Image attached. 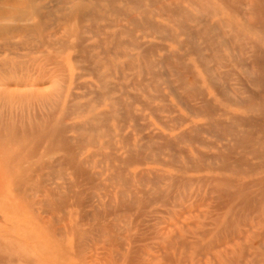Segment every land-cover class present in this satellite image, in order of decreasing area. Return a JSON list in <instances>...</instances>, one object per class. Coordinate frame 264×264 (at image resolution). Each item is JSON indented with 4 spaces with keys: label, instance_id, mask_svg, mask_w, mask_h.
Wrapping results in <instances>:
<instances>
[{
    "label": "bare ground",
    "instance_id": "6f19581e",
    "mask_svg": "<svg viewBox=\"0 0 264 264\" xmlns=\"http://www.w3.org/2000/svg\"><path fill=\"white\" fill-rule=\"evenodd\" d=\"M21 1L22 7L20 4L9 12L5 7L0 9V50H13L19 44L27 51L25 61H0V74L11 76L14 82L7 90L0 80V264H35L36 260L47 264L65 254L79 256L86 264H101L103 259L97 255V260L88 257L100 241L105 245L101 255L109 251L120 255L123 264H144L137 256L142 242L138 240V249L132 247L140 234L132 229L154 221L158 206L169 205L168 213L174 214L172 209L182 208L191 196L188 191L198 182L209 183L219 204L230 205L231 216L239 213L237 222L251 225L264 218V0H191L198 13L210 18L202 19L204 28L200 31L188 24L192 17L176 21L180 31L153 22L149 15L155 5L154 12L168 13L170 18L181 13L166 7L163 0H122L146 14L143 18L124 14L129 26H122L120 34L130 35L133 49L138 47L133 35L139 28L146 36L155 33L180 49L186 46L185 54L175 56L172 71L185 70L192 76L183 83L188 90L173 88L177 103L160 107L155 100L166 101V96L152 95L148 90L150 82L162 75L155 74L156 63L148 56L154 45L144 51L148 57L141 62L152 77L138 80L143 95L127 91L129 86L121 83L122 67L115 61L127 55L130 65H138L136 55L122 50L128 42L118 40V33L112 36L114 46L104 52L118 82L106 81L111 77L107 75L98 81V87L87 89L77 83L80 75L75 82L66 73V63L85 59L83 55L69 57L68 50H84V34L89 29L101 30L96 23L101 0H58L65 6L59 9L62 16L57 20L63 21L59 26L51 24L43 13L48 5L42 0ZM105 1L109 11L117 15L126 12L114 7L119 0ZM247 14L253 17L250 21ZM214 17L216 21H212ZM72 19L76 20L74 29ZM85 21L91 25L83 26ZM181 36L187 40L180 41ZM197 36L216 45L213 52L222 55L201 56ZM49 50L58 53L56 61L48 57ZM31 54L41 56L29 58ZM188 57H195L196 67L184 62ZM211 58L217 61L215 66H207ZM223 58L232 63L230 69L220 64ZM43 60L56 65L50 78ZM165 75L167 80L169 75ZM86 97L89 101L78 102ZM136 104L143 109H137ZM179 107L188 114L174 115ZM161 111L170 116H161ZM151 116L170 133L153 129ZM199 118L203 122L195 121ZM204 134L214 141L206 140ZM196 144L214 150H201ZM148 164L177 173L149 168ZM205 170L214 174L199 178L187 175ZM230 226L232 232L239 229ZM187 229L198 236L210 232L198 223L189 224ZM173 242L184 247L186 255L202 249L199 240L190 241L182 232H169L168 243ZM21 248L32 252L34 259H22Z\"/></svg>",
    "mask_w": 264,
    "mask_h": 264
},
{
    "label": "rangeland",
    "instance_id": "374dc122",
    "mask_svg": "<svg viewBox=\"0 0 264 264\" xmlns=\"http://www.w3.org/2000/svg\"><path fill=\"white\" fill-rule=\"evenodd\" d=\"M57 1L58 0H42L41 3L44 5H48L47 7L48 9L43 11V13H45V15L48 16V19L51 20L50 23L51 24L53 23L54 25L57 24L59 26L63 23V21L57 20L58 18L62 16L61 11H59V9L64 8L65 6H63L62 3H60L59 5ZM121 1L122 0L116 1L113 4L114 7L118 9L119 8L125 9L126 12H122L121 15L120 13H118L117 15V12H114V11L111 12V10L109 11L110 7H108L109 5L105 0L99 1L98 6L100 7L97 8V11L99 12L100 19L96 23L101 29L99 30L100 32L96 30L91 31V29H89L87 33L84 34L86 41L83 42V44L81 45L82 49L84 50H80V49H72V50L69 49L68 50L69 57L71 56V58H74L77 55H83L85 59L83 58L84 60H76V61L73 60L69 62L68 64L66 63L65 64V67L67 70L66 73H68V76L69 75L72 76L75 82H76L75 80L76 77L80 75V78L78 79L77 83H83V85L85 84L87 89L88 88L95 89L96 85L98 87V81L100 79H103L107 75H111V77L109 76V78H107L106 81L118 82V80L114 79V71L109 66L110 57L108 58V54H104V52L107 53L108 49H111L114 46L115 41L112 39V36L116 35L117 33H118V38H117L118 40L123 41V42H128V44L131 41V37L129 34H126V33L120 34V31L122 30V26L124 25L129 26V23H128L129 18L127 19L125 17L124 15L125 13L130 15L129 17H135V18H143L146 16V14L143 13L142 9H136L134 6L127 4L125 1H122V2ZM20 2L22 1L21 0H0V9H2L1 7H5L7 11L9 12L17 8L20 4H21L20 7H22V3ZM189 2H191V0H163V3L166 7L175 9L177 11H180L181 13H179L177 16H173V18H170L169 17L170 15L168 13H167L168 15L167 14L164 15V14L159 13L158 11L154 12V10L158 8V5H155L152 8H150V11L152 13L149 15V17H151L152 21L155 22L156 24L163 25V26H166L168 28H173V29H177L176 21L178 19L192 17V19L190 20L188 24L194 27V29H196L197 31H200L204 28V23H203L204 21L202 22V19L209 20L210 18L208 16L206 17L198 13L197 9H195V5L192 2L191 3ZM91 3H94V1L91 0ZM49 10H51L52 12L51 11L49 12ZM167 16H168V19H167ZM239 17L243 18L244 15L240 13ZM246 17H247V21H250L253 18L251 15H248ZM248 18H251V19H248ZM36 19L39 21V17H36ZM212 19H213L212 21L214 20L216 21L217 17L216 19L215 17ZM75 24H76V20L74 21L72 19L70 22V26H72L71 29L75 28ZM90 25H91V22H88V21H85L83 23V26L85 27H89ZM101 31L103 33L98 34V33H101ZM177 31H180V30L177 29ZM212 33L216 34L215 31H212ZM133 36L134 38H136L138 47L133 49L130 46V44L129 45L125 44L122 47V50L125 53L132 52L134 55H136L138 66H133L132 64L131 65L129 64L131 63L130 56L126 55L122 58L117 59L115 61V64L122 67L121 74H122L123 79L121 80V83L129 86L127 88V91L135 93V94H142V88L137 85L138 80H143L145 78L152 79V77L151 75H149L150 76L149 77L148 74L145 73V71L142 68L143 65L141 64V62L143 63V61L145 60V57L150 56L152 57V59L155 61L157 65V66L155 65L153 68V70L155 71V74L159 75V72H160L162 73V75L160 74L159 75L160 78H156L157 81H155L154 79L153 83L150 82L151 85L149 86L148 90L152 95L159 96L162 94L166 96V101L157 99L155 100V104L158 107H160V106H163L169 103L170 104L177 103L175 100V97L173 98L174 96L173 88H175V91H178V92H186L188 90V87L184 85L183 83L187 82L188 80H191L192 78V76H189L186 74L187 71L185 70H180V72L172 71L173 63L176 62L175 56L182 54V53L185 54L186 52L184 51L186 49V46L180 49V47H178L175 43H173L169 39L159 38L158 34H155V33L151 34V36H146L145 31L143 29L140 30V28L137 29V31L135 32ZM211 37H212V34H211ZM18 40L19 39H15L14 42L18 43L17 42ZM179 40L182 42L186 41L187 37L181 36ZM210 43L211 42H208V41L204 42V40H202L201 37L197 36L196 44L200 50L201 56H210V54L213 55L215 53L213 51L216 45L211 46ZM151 45H154L155 48H153V50L150 51L148 55L144 51H146V49H148V47ZM26 53L27 51H25L22 46H19V44H17V47H15L13 50H9V51L0 50V61L2 59H5V61L7 62L9 60H12L14 62L25 61L27 59L24 57ZM57 54L58 53L56 51L49 50L48 57H53L52 59L55 58L54 61H56V56H58ZM215 54L222 55V52H218ZM40 56L41 55H38V54L37 55L31 54L29 58H39ZM166 56H170V58L167 59L166 62L164 63L160 62L162 58ZM107 62L108 64H105ZM169 62L171 63L169 64ZM184 62L191 65L192 67H194L195 65L197 66V61L195 57L185 58ZM41 64L48 65L47 78L48 77L50 78V70L52 69V71H54L56 69V65L54 64L50 65V62H48L47 60H43ZM216 64H217V61L211 58L208 60L207 66H215ZM220 64H223L225 67H228L229 69H230V66L232 65V63L226 61L225 58H223L220 61ZM1 68H0V71H1ZM198 71L200 73V70ZM58 74L59 73L56 71L55 75H58ZM112 74H113V77H112ZM165 74L169 75V76L167 75L168 76L167 80H166ZM23 76H25V74ZM115 76L117 78L121 77V75L119 76V73H115ZM200 76H201V73H200ZM51 79H55V77L54 78L52 77ZM0 80L6 83L5 87L9 88L7 90L12 89L11 85H13L14 82L11 76H7L4 73L2 75L0 74ZM158 83L161 84L160 87ZM235 83L237 82L235 81ZM171 84H172V87H171ZM84 91L85 89L83 90V92ZM78 92H81V91H78ZM89 99L90 97H86L84 99L79 100L78 102H87L89 101ZM135 107L139 110L143 109L142 106H140L139 104H136ZM178 110L179 112L175 113L174 115L186 116L188 114L187 111L183 107H179ZM145 113L148 114L147 111H145ZM158 113L161 116H165V117L170 116L168 115V113H165L163 111L158 112ZM150 120L153 123V127H152L153 129H158L160 131L170 133L167 131L168 129H166L161 124H159L152 116L150 117ZM195 121L198 123L203 122L201 118ZM203 137L208 141H214V138L207 134H204ZM196 145L199 146L201 150H205V151L214 150L205 145H202V146L198 144ZM186 146H191V145L187 143ZM147 167L153 168V169L168 170L172 174L177 173V171L174 169H166L162 166L155 165V164H148ZM135 168L141 169L142 167H135ZM212 174L214 173H212L211 171H207V170L201 171V172H195V173H187L188 176L190 177L194 176V178L209 176ZM210 187L211 186L209 185V183L198 182V183L193 184V186L187 193L191 196L186 198V200L183 202L182 208L172 209L174 211V214L172 212L168 213L167 211V209H171V206L169 205L165 207L163 205L158 206L159 213L155 214V217H153L154 221L150 222L148 226H145V225L138 226L139 230H137V227L132 229V232L140 234V237L136 240V242L133 243L132 247L135 249L137 248V245L139 242L138 240H140L139 244H141V242L143 244V246L142 244L141 246L138 245V248L141 247L142 249H139L140 254H137L140 260L143 261L142 263L144 264H264V262H262L264 261V238H262L264 237V218H262V220L260 221H257V220L254 221L253 223H251V225L249 224V222L243 225L244 222L242 220L240 222H237L239 213H235L234 215L231 216L230 205L226 207L224 205H227V204L224 202H223L224 204L222 202L219 204L220 199L217 198L219 201L216 199L215 194L210 191L211 189ZM222 206L225 208L222 209ZM165 212H167L168 214H165ZM220 214L222 215L219 218ZM41 216L43 217V215ZM216 220L218 221L217 223H216ZM228 221L230 222L227 223ZM192 223H195V224L198 223L200 225H204V227L209 229L210 232L208 233V235H203V236L195 235L192 229H187V226ZM230 223H232L231 226H230ZM153 225L155 226L153 227ZM1 226L3 225L0 223V233H2ZM149 226H150V229H148ZM228 226H230L231 228L238 226L239 229L235 232H232L229 230ZM145 227H148V228L144 229ZM151 227H153V231ZM141 228L143 229L141 230ZM166 228L168 229L166 230ZM150 230L152 233L150 232ZM155 231L156 233H154V236H153V232ZM170 231L182 232L184 235L188 237L190 241L199 240L200 246L202 247L201 251L198 254L196 253L190 254L189 253L190 251H188L189 254L186 255L187 252L184 247H181L179 244L174 243V242L171 243L170 245L168 243V237H169ZM255 233L257 236L254 235ZM148 237L151 239H149ZM152 237H155V238H152ZM260 242L262 244H260ZM135 244H136V247L134 246ZM146 244L149 246H147ZM167 245L170 247L167 248L168 247ZM100 246L102 247L101 248L102 250H100ZM96 247H97L96 251L95 249H92L91 254L90 253L88 254L89 259L91 257V259L93 260L95 256L97 255V258L100 257L101 259H103V260H100L98 258L101 264H105V263L112 264L111 262H113V264H123L122 262L123 260H122V257L120 258V255L118 256L115 254H111L109 253V251H107L108 253L104 254V256L101 255L103 250H105V245L102 241L98 242ZM176 249L179 250V252H177ZM21 251L24 253L22 254L24 257L22 259H25V257L26 258L29 257V259H32L33 257L34 259V256H33L34 254H31L32 252H27V250H23L22 248H21ZM1 252L2 250H0V253ZM118 257H119L118 259L119 262L121 261L122 263H119L117 261ZM186 257H187V260H186ZM94 260H97V259H94ZM99 260L97 261L98 263H99ZM104 260H106V262ZM107 260L108 262L110 261V263H108ZM184 260L186 261L183 263ZM171 261L173 263H169ZM34 263L38 264L39 262L36 260ZM47 264H86V263L82 261L79 256L74 257L72 255L65 254L62 259H58L55 262L53 261Z\"/></svg>",
    "mask_w": 264,
    "mask_h": 264
}]
</instances>
